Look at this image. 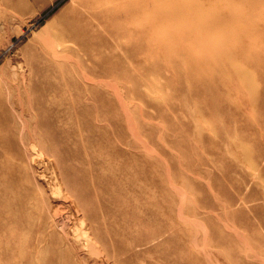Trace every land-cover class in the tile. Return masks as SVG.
<instances>
[{
  "label": "rangeland",
  "instance_id": "374dc122",
  "mask_svg": "<svg viewBox=\"0 0 264 264\" xmlns=\"http://www.w3.org/2000/svg\"><path fill=\"white\" fill-rule=\"evenodd\" d=\"M138 1L55 60L79 0H0V264H264V0Z\"/></svg>",
  "mask_w": 264,
  "mask_h": 264
},
{
  "label": "bare ground",
  "instance_id": "6f19581e",
  "mask_svg": "<svg viewBox=\"0 0 264 264\" xmlns=\"http://www.w3.org/2000/svg\"><path fill=\"white\" fill-rule=\"evenodd\" d=\"M111 2H115L114 5H112V7H110L109 3ZM117 4V5H116ZM143 8L141 7V1H138V0H79V5H77L75 8L71 7L69 10H67V12H64L63 13V20L60 21L62 22L61 24H59L58 26H56L55 28H53L51 30L52 34H49L48 35V38L51 39L50 42H44L43 44L44 45H41L40 46V49H41V53L43 52L44 55H52L51 57L55 60L56 57H58L57 55V51L55 52H51V49H49L51 47V43L54 41V38H53V35L56 38H59L60 36H64L63 37V40H65V44L63 45V47L66 46V43L67 42H70L74 37H79L81 39L84 38L85 34L86 33H93V34H97L98 32H100L102 29H109L111 23H114L113 20H116V19H120L122 17V14L119 13V11H123L124 12V15L126 14H129V15H132L134 12H137V11H142ZM172 11L174 12V9H172ZM204 11H202L203 13ZM175 13V12H174ZM234 14V13H233ZM245 16H231V15H227V14H221L220 15V19H221V22H222V28H223V25L224 23H227V22H231V21H234V22H238L239 19H241L243 22H244V25H248V18H250L249 15H251L250 12L248 13H245ZM175 18V19H174ZM178 16H174L171 14V16L169 15V18L168 19H172V21H177L178 19ZM235 20H234V19ZM247 19V20H246ZM57 20V19H56ZM93 20H98V25L95 26L94 23L92 22ZM158 22L156 21H153V24L154 25H157ZM239 23V22H238ZM211 26L213 28H221L220 26L219 27H216L218 26L216 21H212L211 23ZM93 25V27L91 26ZM53 27V26H52ZM195 29H198L202 27V25H196L194 26ZM249 27V25L247 26ZM92 34V35H93ZM60 37V39H61ZM240 37V36H239ZM238 37V38H239ZM248 37V36H247ZM62 40V41H63ZM240 40V39H239ZM252 40V39H250ZM60 41V40H59ZM10 46V45H9ZM8 48V47H6ZM50 50V51H48ZM40 53V54H41ZM41 54V55H43ZM56 54V55H54ZM66 61V60H65ZM68 62V61H67ZM14 72V71H13ZM19 72V71H18ZM15 74V72H14ZM13 74V75H14ZM24 75V74H23ZM20 76V75H19ZM11 77L13 78V76L11 75ZM87 77V76H86ZM85 77V78H86ZM90 77V76H89ZM15 79V78H13ZM13 79L9 78L8 80H6L4 82V87L6 89V92L9 93V95H16L18 90L17 88L14 86L13 84ZM24 84V83H23ZM1 89V88H0ZM5 92V93H6ZM0 93H1V90H0ZM7 95V94H6ZM16 97V96H15ZM9 100V99H8ZM19 102V101H18ZM94 107V106H93ZM130 114V113H129ZM34 117V116H33ZM137 119V118H136ZM136 121V120H135ZM99 122V121H98ZM138 122V121H137ZM22 124V123H21ZM23 125V124H22ZM89 126H93V125H89ZM108 126V125H107ZM24 127V126H22ZM109 127V126H108ZM23 129V128H22ZM116 133L119 137V140L123 142V145L124 147L121 148V149H118L116 151H114L117 155L120 156V159L123 161V162H127L128 160H131L133 158L137 159L138 156H139V150H137L138 148V137L136 135V133L134 132L132 134V140L131 141H128V139H126V134H125V130L120 126V125H117L116 126ZM21 130V129H20ZM22 131V130H21ZM25 133V132H24ZM36 135V134H35ZM32 139V138H31ZM95 141V140H94ZM36 142V141H35ZM101 143H103L104 145H107L111 148V145H112V141L110 139L109 136L107 137H104L101 139L100 141ZM93 140H88V143L87 145H93ZM31 144V143H30ZM29 145V144H28ZM32 145V144H31ZM140 145V144H139ZM33 147V146H31ZM142 147H140L141 149ZM113 152V151H112ZM111 152V153H112ZM141 153V151H140ZM152 153V152H151ZM148 157V156H147ZM49 160V159H48ZM117 170L121 173V174H124L126 173L127 171H131L133 172L134 174H137L140 172V169L138 167H135L134 169H129V165L127 164H124L123 166L117 168ZM139 171V172H138ZM54 172V171H53ZM81 182L76 186L75 184V189L78 188V191H79V194H78V199L83 203H86L87 205H90L88 203V200H85V196H87L89 194V187H88V179L86 177V175H82L81 177ZM116 184V182H107L106 185L104 184V188L108 187V186H114ZM131 191H134V190H131ZM130 192V191H129ZM68 197V196H67ZM69 199V198H68ZM65 201V205L67 206V208H72L73 207V204L71 201L69 200H64ZM79 202V201H78ZM79 202V203H81ZM72 213H70V220H74V221H77L78 219H85L84 217H80L78 216V213L79 211L73 207L72 209ZM97 210H99L98 208H95V207H92V211L90 210V212H88L89 214H91L89 217L91 216H97L96 213H97ZM58 212H60L58 210ZM57 212V213H58ZM62 212V211H61ZM60 212V213H61ZM63 214V213H62ZM69 214V213H68ZM56 216V215H55ZM62 215H57L56 216V225L59 224L61 225L60 223L62 222V224L64 223V226L66 225L65 224V219H68L67 216H62ZM53 218V217H52ZM86 220V219H85ZM84 221V220H83ZM82 222V221H81ZM55 223V222H54ZM69 223V222H68ZM74 223V222H73ZM72 223V224H73ZM90 225L89 228H95L97 229L99 227L98 224H91V222H88ZM87 224V223H86ZM55 225V224H54ZM76 225V224H74ZM78 225V224H77ZM81 225V224H80ZM62 226V225H61ZM72 227V226H71ZM103 227V225H102ZM101 227V228H102ZM77 228V227H76ZM75 228V229H76ZM101 231H105V230H102L100 229ZM87 232V231H86ZM78 234V233H77ZM80 235V234H79ZM78 235V236H79ZM76 236V237H78ZM82 236V235H81ZM75 237V238H76ZM85 237V236H84ZM73 238V237H72ZM80 238V237H79ZM89 240H90V237L88 236ZM76 241V240H75ZM78 241V240H77ZM74 242V241H73ZM74 245V244H73ZM86 250V249H85ZM100 250V249H99ZM100 255V254H99ZM102 257V255H100ZM99 256V261L98 262H91L90 264H115V262L113 261L112 263H110L108 260H107V257H102L100 258ZM104 256V255H103ZM97 260V258H96ZM95 261V260H93Z\"/></svg>",
  "mask_w": 264,
  "mask_h": 264
}]
</instances>
